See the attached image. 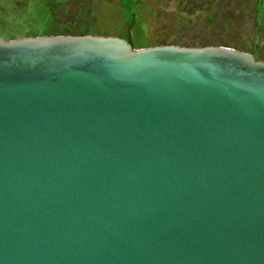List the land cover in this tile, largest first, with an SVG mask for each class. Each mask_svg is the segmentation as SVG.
<instances>
[{
  "label": "water",
  "instance_id": "1",
  "mask_svg": "<svg viewBox=\"0 0 264 264\" xmlns=\"http://www.w3.org/2000/svg\"><path fill=\"white\" fill-rule=\"evenodd\" d=\"M0 264H264V61L0 37Z\"/></svg>",
  "mask_w": 264,
  "mask_h": 264
},
{
  "label": "rangeland",
  "instance_id": "2",
  "mask_svg": "<svg viewBox=\"0 0 264 264\" xmlns=\"http://www.w3.org/2000/svg\"><path fill=\"white\" fill-rule=\"evenodd\" d=\"M120 1L0 0V34L7 31L8 25L22 18L26 21L28 36H42L48 31V34L63 32L74 36L71 31L79 36L120 38L127 26ZM141 2L139 21L131 31L138 48L219 46L250 53L259 61L264 59V13L261 25L256 27L259 0ZM24 6H28V10ZM38 11L47 13L43 24L36 16Z\"/></svg>",
  "mask_w": 264,
  "mask_h": 264
},
{
  "label": "trees",
  "instance_id": "3",
  "mask_svg": "<svg viewBox=\"0 0 264 264\" xmlns=\"http://www.w3.org/2000/svg\"><path fill=\"white\" fill-rule=\"evenodd\" d=\"M19 6V4H16V6ZM142 5L141 0H121L120 1V6L122 7L123 11V21L124 23L127 24L126 29L124 31V34L120 36V38L124 39L128 44H130L133 49H138L136 46L135 41L133 40L131 36V31L136 27V24L138 23V12L139 8ZM25 10H28V6H24ZM258 16H257V23L256 27L259 28L261 25V18L264 13V0H259L258 3ZM36 16L38 17V20L41 24L44 21V19L47 17V13L43 11H38L36 12ZM43 26V25H42ZM7 31L2 32L0 36H2L6 40H14V39H19V38H25V37H38L39 35H31L28 36V27L26 26V21L22 18H19L16 20L13 24L8 25ZM50 33L49 31L42 35V36H55V35H66L63 32H57L53 34H48ZM74 36H79L80 34H75ZM258 38V31H256V37L255 39ZM256 58V56H254ZM257 59V58H256ZM264 61V59H263Z\"/></svg>",
  "mask_w": 264,
  "mask_h": 264
}]
</instances>
